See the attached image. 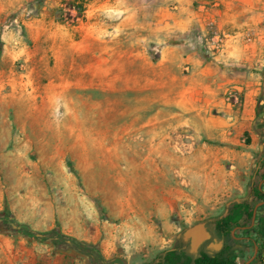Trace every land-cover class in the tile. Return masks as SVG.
Returning <instances> with one entry per match:
<instances>
[{
  "label": "rangeland",
  "instance_id": "1",
  "mask_svg": "<svg viewBox=\"0 0 264 264\" xmlns=\"http://www.w3.org/2000/svg\"><path fill=\"white\" fill-rule=\"evenodd\" d=\"M249 78L264 0H0V264H160L198 223L197 256L264 264L244 221L216 227L258 202L262 105L231 125Z\"/></svg>",
  "mask_w": 264,
  "mask_h": 264
},
{
  "label": "trees",
  "instance_id": "2",
  "mask_svg": "<svg viewBox=\"0 0 264 264\" xmlns=\"http://www.w3.org/2000/svg\"><path fill=\"white\" fill-rule=\"evenodd\" d=\"M79 11L83 12L84 8L80 7ZM255 189V195L258 199V202L254 203V207H248V205L244 203L234 204L229 209L228 214L220 219L217 223L216 227L220 233L228 236L232 229L240 228L241 222L244 221L248 225L247 227L252 230L256 237L264 242V214L257 217L255 219V225L253 224L255 206L260 204L258 209H262L264 211V199L262 198L264 189V174L260 176H258V174L256 175ZM0 222L19 227L16 219L5 210L0 212ZM19 230L35 235V232L24 226H20ZM161 257L162 261H160V264H225L224 261H222L218 256H211L205 252L201 253L199 256L191 254L190 245H188V248L181 247L164 252Z\"/></svg>",
  "mask_w": 264,
  "mask_h": 264
},
{
  "label": "crops",
  "instance_id": "3",
  "mask_svg": "<svg viewBox=\"0 0 264 264\" xmlns=\"http://www.w3.org/2000/svg\"><path fill=\"white\" fill-rule=\"evenodd\" d=\"M253 80L254 78H252V81ZM258 84L260 85V83ZM242 85H243L242 88L247 91L245 93V102L242 104L243 107L241 109V114L235 117V120L231 125H235L237 126V128L244 129V131H250L251 128H255L254 126H256L255 122L257 119L256 118L257 113H259L260 105H262L264 112V99L262 104H259V102L257 101L258 95L260 93L259 91L262 90L264 96V84L262 88L261 87L256 88L255 83H252L249 78V80L246 83H243ZM260 134H261L260 130L257 128L255 129V132L251 134L253 145L258 142L259 137L261 136Z\"/></svg>",
  "mask_w": 264,
  "mask_h": 264
},
{
  "label": "water",
  "instance_id": "4",
  "mask_svg": "<svg viewBox=\"0 0 264 264\" xmlns=\"http://www.w3.org/2000/svg\"><path fill=\"white\" fill-rule=\"evenodd\" d=\"M182 239L189 243L191 254L197 256L200 248L212 239V232L205 223H198L187 228L182 234ZM210 246H214L212 248H214L215 251L222 248V245L217 244L216 240L210 243Z\"/></svg>",
  "mask_w": 264,
  "mask_h": 264
},
{
  "label": "built area",
  "instance_id": "5",
  "mask_svg": "<svg viewBox=\"0 0 264 264\" xmlns=\"http://www.w3.org/2000/svg\"><path fill=\"white\" fill-rule=\"evenodd\" d=\"M234 102H235L236 104H240V103H241V100H240V98H239L238 95H234Z\"/></svg>",
  "mask_w": 264,
  "mask_h": 264
},
{
  "label": "flooded vegetation",
  "instance_id": "6",
  "mask_svg": "<svg viewBox=\"0 0 264 264\" xmlns=\"http://www.w3.org/2000/svg\"><path fill=\"white\" fill-rule=\"evenodd\" d=\"M207 246H210V243Z\"/></svg>",
  "mask_w": 264,
  "mask_h": 264
}]
</instances>
